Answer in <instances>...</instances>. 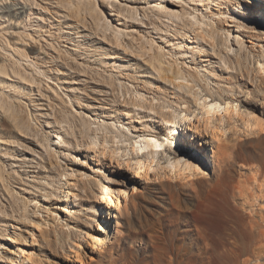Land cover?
Returning <instances> with one entry per match:
<instances>
[{
    "label": "bare ground",
    "instance_id": "6f19581e",
    "mask_svg": "<svg viewBox=\"0 0 264 264\" xmlns=\"http://www.w3.org/2000/svg\"><path fill=\"white\" fill-rule=\"evenodd\" d=\"M232 2L233 0H0V146L15 147L12 141L2 137L5 122L9 124L12 133L28 138L25 133L31 127L32 114L27 108L34 109L35 106L23 99L28 97L27 91L33 88L31 83L35 78L31 77L37 76L41 78L40 83L46 92L52 94L56 104L61 106V110L56 118L46 116L45 122L39 124L42 139L31 140L41 154L65 165H62L60 179H54L56 185L63 187L64 198L55 197L51 204L43 205L33 200L30 205L34 203L36 210L31 217L25 214L9 222L11 226L7 231L11 227L14 235L12 232L3 235L0 229V263H32L31 252L18 244L13 247L12 242L18 236H23L27 241L26 234L29 233L34 243L41 238L47 244H54L65 238V231L71 230V226L67 220L64 221L62 214L68 216L66 212L78 213L77 210L74 211L73 200L69 199L68 194L78 187L73 192L74 199H82L83 194L92 195L93 190L91 192L88 186L101 187L98 179L106 174L107 165L103 159L110 164L113 177L119 176L117 172L120 171L124 172V178H120L118 183L110 181L102 186L99 204L95 207L94 214L88 218L92 224L78 231L72 245L64 249L62 262L55 264H71L76 255L80 256L81 250L88 247L92 252L103 251L106 243L111 244L115 219L133 196L129 190L134 176L140 178V175H144L147 179L154 177L156 181L208 177L211 173L207 166L213 161L211 151L215 143L223 150L234 132L264 131V100L260 103V113H244L238 105L231 102L223 104L210 98L202 99L195 93V85L192 83L197 80L194 76L197 67L181 61L191 58L192 64L198 66V59L194 55L188 57L192 47L186 45V39H180L183 57H179L175 50H171L174 46L165 42L168 37L175 40L176 36H184L190 42L197 39L198 44L202 42L213 51L210 56L214 59H217L220 48L219 40L226 45L229 55L233 51L230 45L234 44V37L242 45L249 43L252 50L259 47L260 51H264V46L255 42L258 35L253 34L254 30L264 25V0H235L234 5ZM228 3L232 7L230 12L213 10L216 4L220 7ZM233 27L238 29L236 36H233ZM171 32L175 34L172 35ZM157 35L162 40L161 43L156 39ZM75 36H80L84 41L92 40L97 50L107 47L108 51H122L130 57L141 59L146 56L148 65L156 74L157 70L172 73L170 78L169 75L164 78H169L170 87L174 86L176 94L179 93L174 100L166 95L160 97V86L157 90L150 89L148 83L140 84L146 90L135 87V80L131 82L128 74L131 66L126 61L120 66L126 73L121 71L109 76L121 88L134 87L133 94L126 93V105L154 113L153 115L163 119L157 111L158 107L156 108L161 100L163 104H167L168 111L162 110L168 115L180 112L176 116L179 117L177 133L182 141L178 153L171 154L163 162L152 159L154 155L167 153L169 138L161 139L160 132L152 133L146 125L145 117L137 113L135 114L139 119L136 124L117 122L121 133L111 137L117 144L125 142L124 150L111 146L109 127L114 128L116 123L108 122L107 118L101 123L94 120V117L99 118L97 111L101 107L93 106L95 113H89L85 105L68 93L77 92L80 87L70 81V74L59 72L63 81L51 76L54 72L48 65L53 60L68 51L73 54L79 51ZM165 44L173 47L167 49ZM111 59L116 58L113 56ZM78 62L82 64L85 59L78 58ZM103 70L106 71L107 67L100 64L98 71ZM257 70L264 73V62H258ZM104 74L107 75V72ZM22 91L25 92L24 96H20ZM102 92L103 90H99L98 93ZM108 93L106 91L104 96ZM193 102L198 104L195 110H192ZM69 118L79 119L82 125L71 126ZM239 121H242L244 128H240ZM227 123L232 126H226ZM91 153L95 155L91 156ZM5 154L0 156L8 157L6 161L13 160L9 153ZM98 156L101 158L98 159ZM65 187L70 193L65 194ZM52 233H55L56 238L53 239Z\"/></svg>",
    "mask_w": 264,
    "mask_h": 264
},
{
    "label": "rangeland",
    "instance_id": "374dc122",
    "mask_svg": "<svg viewBox=\"0 0 264 264\" xmlns=\"http://www.w3.org/2000/svg\"><path fill=\"white\" fill-rule=\"evenodd\" d=\"M232 3L234 5L235 0ZM230 5L228 3L219 7L216 4L213 10L230 12ZM233 30V36H236L238 29ZM254 31L253 34L258 35L256 44L264 46V25ZM75 37L79 51L76 54L68 51L69 54L63 53L62 57L53 60L48 65L54 72L51 76L63 81L61 73L70 74V81L80 87L77 92L68 93L85 105L89 113H95L93 106L101 107L97 111L99 118L94 117V120L101 123L107 118L108 122L116 123L114 128L109 127L111 146L124 150L126 143L117 144L111 137L121 133L117 122L136 124L139 119L135 114L137 113L145 117L146 125L152 133L160 132L161 139L169 138L167 153L154 155L152 159L163 162L168 160L171 154L178 153L182 141L177 133L179 117L176 116L180 112L168 115L162 110H167V104L160 100L156 108L158 107L157 111L163 119L166 117V120H163L153 115L154 113L126 105V93L133 94L134 87L121 88L115 84V79L109 76L111 73L117 75L121 71L126 73L120 68L126 61L131 66L128 74L132 78L131 82L135 80V87L141 88V83H148L150 89L157 90L160 86L161 92L158 95H166L174 100L179 93L176 94L174 86L170 87L169 78L172 73L157 70L156 74L148 65L146 56L141 57V60L122 51H108L107 47L97 50L92 40L84 41L80 36ZM155 37L159 43L162 42L158 35ZM180 39H186V45L192 47L188 57L194 55L198 59V66L192 64L191 58L181 59L197 67L194 74L197 80L192 82L196 94L202 99L210 98L223 104L231 102L238 105L244 113H260V103L264 100V73L258 72L257 67L258 62H264V51H260L259 47L252 50L249 43L242 45L235 41L234 37V44L230 45L233 51L229 55L226 45L219 40L220 48L217 51V59H214L210 56L213 51L202 42L198 44L197 39L190 42L184 36H176L175 40L168 37L165 42L167 45H173L174 49L165 44L166 48L175 50L179 57H183L179 46L182 41ZM69 46L72 45L69 43ZM113 56L116 59H111ZM78 58L85 59V62L79 63ZM100 64H104L107 70L98 71ZM66 70L68 73H65ZM104 72H107V75ZM166 75H169L168 79L164 78ZM32 78H35L31 83L33 88L27 91L28 97L23 99L35 106L34 109L27 108L32 114L31 127L25 133L28 138L12 133L6 122L3 126L2 137L12 141L15 146H0V155L9 153V157L13 159L6 161L8 157L0 156V229L3 235L8 232L14 235L11 227L7 231L9 222L25 214L31 217L36 210L34 203L30 205L33 200L43 205L51 204L55 197L64 198L63 187L54 183V179H60L64 164L60 165L54 158L41 154L31 140L42 139L39 124L45 122L46 116L56 118L61 106L56 104L52 94L46 92L40 83V77ZM99 90L103 92L100 94ZM106 91L109 93L104 96ZM122 93L125 95L122 96ZM24 95L25 92H20V96ZM193 103L192 110H195L198 104ZM20 113L22 114L21 111ZM69 121L73 127L82 125L79 119L69 118ZM238 124L240 128H244L242 121ZM226 126L232 125L227 123ZM242 132H234L229 137L228 146L223 150L219 149L218 143L214 144L211 151L213 161L207 166L211 173L208 177L156 181L154 177L147 179L144 175H140V178L134 176L131 181L132 188L129 190L133 196L115 219L111 244L106 243L103 251L92 252L87 247L81 250L80 256L73 258L71 264H264V131ZM93 155L95 153H91V156ZM99 158L101 156H98ZM23 162L26 164H22ZM103 162L107 165L106 174H102L98 179L101 183L98 182V185L101 187L88 186L91 192L93 190L92 195L83 194L82 199H74L73 192L78 187L68 194L69 199L73 200L74 211L77 210L78 213L66 212L68 216L62 214L64 221L67 220L71 226V230L65 231L64 239L47 244L39 238V242L34 243L27 233V241L23 236H18L16 241L12 242L13 247L18 244L31 252V264L62 262L64 249L72 245L78 231L92 224L88 218L94 214L95 207L99 204L102 186L110 181L118 183L120 178H124V172L120 171L117 172L119 176L113 177L110 164L104 159ZM65 191L67 194V187L64 188ZM52 236L53 239L56 238L55 233H52ZM28 258L29 256L26 257ZM24 264L29 262L25 261Z\"/></svg>",
    "mask_w": 264,
    "mask_h": 264
}]
</instances>
